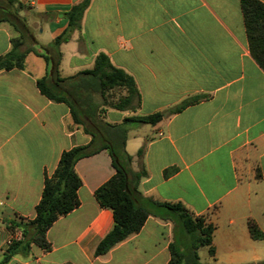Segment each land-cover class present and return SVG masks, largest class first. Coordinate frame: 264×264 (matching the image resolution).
<instances>
[{"label": "crops", "instance_id": "0c3cea01", "mask_svg": "<svg viewBox=\"0 0 264 264\" xmlns=\"http://www.w3.org/2000/svg\"><path fill=\"white\" fill-rule=\"evenodd\" d=\"M17 1L29 8L27 24L46 47L66 29L65 14L81 0ZM14 36L0 23V56ZM60 52L61 78L91 70L104 54L133 79L138 105L125 111L103 107L105 122L163 114L154 126L130 127L125 151L134 170L141 165L146 171L139 184L144 197L181 203L214 227V254L198 249L199 262L200 251L203 264L263 262L264 72L250 55L240 0H90L80 30ZM46 70L44 59L29 53L23 70L0 72V264L8 244L20 238L10 224L34 218L44 179L60 155L91 139L73 124L66 105L40 94L36 81ZM116 93V100L125 94ZM194 97L204 98L168 115ZM74 171L80 204L47 231L50 252L31 246L28 255L5 264H168L171 244L183 251L178 229L150 216L139 233L94 256L113 227L111 212L99 207L94 192L114 169L101 150L79 160ZM249 222L261 240L250 236Z\"/></svg>", "mask_w": 264, "mask_h": 264}, {"label": "trees", "instance_id": "16d2710c", "mask_svg": "<svg viewBox=\"0 0 264 264\" xmlns=\"http://www.w3.org/2000/svg\"><path fill=\"white\" fill-rule=\"evenodd\" d=\"M89 3L90 0H81L72 6L65 14L66 29L48 46L43 47L35 40L26 17L20 15L29 8L17 0H0V23H7L15 33L10 40L9 51L0 56V72L23 70L25 57L29 53L42 57L47 70L45 76L36 81L40 94L51 102L66 105L73 124L81 127L91 138L86 146L74 147L60 155L56 169L50 177L44 179L34 218L10 224L9 229H17L20 238L8 244L1 264L16 255H28L31 246L45 253L50 252L47 231L60 217L68 215L80 204L77 191L81 181L74 166L79 160L101 150L108 153L114 174L94 192V198L100 208L111 212L113 227L97 244L94 256H103L117 244L136 235L148 217L154 216L171 222L182 238L183 251H179L174 244L169 246L168 264H201L198 249L207 247L209 256L214 254L211 247L214 227L205 224L204 216H192L181 203H158L144 197L139 191V184L146 177V171L141 165L134 170V158L125 151L130 127L154 126L163 118V114L128 117L119 124L103 120V107L125 111L132 110L134 103L138 105L139 102L133 79L123 70L115 68L104 54L95 57L91 70L81 71L67 79L60 77V46L70 40L72 33L80 30ZM240 8L250 55L264 72V4L257 0H240ZM111 91H123L125 94L110 104L105 97ZM203 98L185 100L167 113L169 116L179 113ZM143 153L142 146L135 158L141 160ZM248 230L253 239H262V233L252 222L248 223ZM256 264H264V261Z\"/></svg>", "mask_w": 264, "mask_h": 264}, {"label": "rangeland", "instance_id": "374dc122", "mask_svg": "<svg viewBox=\"0 0 264 264\" xmlns=\"http://www.w3.org/2000/svg\"><path fill=\"white\" fill-rule=\"evenodd\" d=\"M20 15L21 16H24V17H26V19L29 17V13H28V11H23V12H21L20 13ZM6 25H8L7 23H5ZM28 25V24H27ZM9 26V25H8ZM29 26V25H28ZM10 27V26H9ZM11 28V27H10ZM29 28H30V26H29ZM31 29V28H30ZM11 30H12V28H11ZM12 32H13V30H12ZM14 33V32H13ZM14 35H15V33H14ZM34 35V34H33ZM117 91H111V92H109L108 94H107V96L105 97L106 98V101L108 102V103H110V104H112V103H114L115 101H116V93ZM199 255H200V258H201V264H203L204 262H205V259H206V257H205V254L202 252V251H200V253H199Z\"/></svg>", "mask_w": 264, "mask_h": 264}]
</instances>
